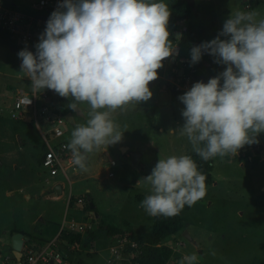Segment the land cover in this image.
Listing matches in <instances>:
<instances>
[{
  "label": "clouds",
  "instance_id": "1",
  "mask_svg": "<svg viewBox=\"0 0 264 264\" xmlns=\"http://www.w3.org/2000/svg\"><path fill=\"white\" fill-rule=\"evenodd\" d=\"M170 14L163 0H62L35 53L18 52L19 73L27 75L34 93L48 89L71 98L67 107L73 112L80 102L90 106L89 118L74 127L65 145L82 172L89 170L94 149L122 140L125 131L112 113L152 97L149 83L157 79L161 62L176 53L167 30ZM258 16L256 10L230 13L216 38L190 50L192 64L207 54L224 66L178 97L184 123L175 132L204 161L235 156L264 133V18ZM205 180L190 155L158 159L137 182L149 192L139 207L150 217H174L205 196ZM197 259L193 253L178 264Z\"/></svg>",
  "mask_w": 264,
  "mask_h": 264
},
{
  "label": "rangeland",
  "instance_id": "2",
  "mask_svg": "<svg viewBox=\"0 0 264 264\" xmlns=\"http://www.w3.org/2000/svg\"><path fill=\"white\" fill-rule=\"evenodd\" d=\"M163 2L169 6L167 0ZM193 6L203 24L211 23L220 29L230 13L237 10H256L257 19L264 18V0H193ZM182 27V21L167 25L176 53L161 62L157 79L149 83L152 97L147 102L132 101L124 105L123 110L112 113L120 130L125 132L119 143L104 147L103 155L90 154L89 170L85 174L98 171L99 175L91 178H87L90 174L83 175L88 184L84 188L85 183L76 182L72 176L74 170L81 172L78 166L72 164L67 168L73 201L78 195L89 196L95 211L101 213L99 219L109 225L120 226L124 220L131 230L150 231L152 217L139 207L149 192L145 186H137L135 180L149 175L158 159L193 152L187 138L175 132L184 123L181 115L184 105L178 97L194 83L207 82L189 76L199 69L190 63V52L177 44L176 33ZM15 69L20 74L14 51L0 42V258L6 255L10 261L9 230L49 238L71 215L67 179L61 170L56 176L50 175L39 162L44 151L42 135L49 136L52 121L21 122L10 116L13 99L4 91L8 78L3 74ZM23 83L21 90L29 93L31 87L25 79ZM175 84L183 90H175ZM17 90L20 88L15 87L11 96ZM90 110L87 102H81L82 124L89 118ZM59 128L64 136L74 129L66 121ZM256 139L258 143L252 144L251 149L244 145L245 149H238L235 156L211 158L212 182L206 186L205 196L182 213V228L163 241L171 248L175 242L181 245L178 262L195 253L203 264H264V140L260 135ZM119 144L127 146V150L122 152ZM133 150L138 152L134 163L128 155V151ZM111 160L114 165H110ZM108 172L112 176L103 179ZM44 178L63 184L60 199L51 197L54 190ZM7 190L10 194H6ZM81 205L83 203H77L76 207ZM87 218L91 223L92 216ZM32 238L34 244H40L41 240L36 242ZM93 257L96 264H102L100 257Z\"/></svg>",
  "mask_w": 264,
  "mask_h": 264
},
{
  "label": "crops",
  "instance_id": "3",
  "mask_svg": "<svg viewBox=\"0 0 264 264\" xmlns=\"http://www.w3.org/2000/svg\"><path fill=\"white\" fill-rule=\"evenodd\" d=\"M30 3L31 2H26L24 0H6L5 3H4V5L7 6V7H9V8H11V9H13V10L19 11L21 13L30 14V13H32V10L30 9ZM195 11H196V14H197V9L196 8H195ZM197 16H198V14H197ZM199 21H200V19H199ZM207 26L213 27V28H215L218 31H221L222 30V29L216 27L214 24H211V23L210 24H207ZM1 33H7V34H9L8 32H1ZM9 35L12 38L11 34H9ZM223 38H225V37H223ZM12 39H14V38H12ZM14 41L17 44H20L15 39H14ZM0 42L5 43L3 41H0ZM5 44H7V43H5ZM20 45L23 46L24 44H20ZM25 49H27V48H25ZM27 50L30 51V48L27 49ZM14 53H15V62L17 63L18 68H20L21 60L18 58V55H17L18 53H16L15 51H14ZM17 73H18V71L15 69V71H13L12 73L11 72H7V73L3 74L5 77L8 78L7 81H6L7 83L4 86V91H7V93H9L8 94L9 95V99L10 98L13 99L12 97H14V95L11 96L12 95L11 92H12L13 89H15V87H19L20 88V90H17V91H23V90H21L22 89L21 86L24 87V83H23V80L24 79L27 81V84L30 87V83L31 82L28 80L27 75L26 74H22V73H20V74H17ZM30 90H31V88H30ZM54 94H55V97H57L58 100H56L55 103H53V109L51 111L52 114H54L53 111L54 110H58L59 107H64V108L67 109L66 112H70V114H71V117H72V121L73 122L70 125L72 126V128H74L77 124H82L80 122V121H82V117H83L82 116V113L80 112L81 102L78 104V107H77L76 111L73 112V111L69 110L68 107H67V105L71 102V98H63V97H60L57 93H55V91H54ZM38 101H39V104L40 105H44V104H47V103L50 102L48 98H44V99L39 98ZM56 103H58V108L57 109H55V104ZM10 105L12 107V103ZM113 113H116V111L113 112ZM10 114H11V111H10ZM58 116H60V115H58ZM17 119H19L21 122L22 121L23 122H29V121H32V120L35 121V122H37L38 119L45 120L43 115L33 114L28 109H23ZM70 135H71V133H67V135L64 136V132H63L62 140H64L65 142L68 143L69 142L68 137ZM42 137H43V144H44V151H45L46 150V144H45V140L44 139L47 138V139H51L52 140V138H51V131L49 133V136H46V135L43 134ZM104 147H106V146H101V147H99L97 149H94V151L92 153H90V154H93V157H94V154L95 153H99V154L103 155L102 151L104 150ZM121 147H124V148H122L124 151L121 150L122 152H125L127 150V148H128L127 146H122L121 144H119V148L120 149H121ZM246 148L247 149H251L252 146L251 145H248ZM244 149L245 148L243 147L241 150H244ZM44 151L40 155L41 156V160H42ZM90 154H89V156H90ZM250 157H251V155H250ZM89 158L90 157H88V160H89ZM41 160L39 161L40 162V166H41ZM87 166H89L88 165V161H87ZM67 170H65V174H63V176L68 181V200H69L70 197L72 198V196L70 195V191H71V185H70V183H71V181H70V179L68 177ZM262 171H264V170H262ZM89 174H85V172H82V171L80 173H77L74 170L73 173H72V176H74L76 182H78V183L79 182L85 183V181H86L87 178H91V177H95V176H98L99 175L98 171L96 172V174L95 173H92L90 175ZM39 175L40 174L38 173V176ZM56 175H58V173H56V174H54L52 176H56ZM83 175H89V176L86 178L85 176L83 177ZM111 176H108V174H107V175H104L102 178L105 179L106 177H111ZM44 181H45V183H49L51 185V188H53V190H54V193L51 194V197L54 198V199H60L61 196H62V192H63V184L61 182L55 180V179L48 180L47 178H44ZM137 182H138V180H135V183L136 184H137ZM54 185H59V187H60V192L59 193H57L55 191ZM83 185H84V188H86L88 186L87 183H85ZM85 190L88 191V189H85ZM8 193L10 194V191L9 190H7L6 194H8ZM77 198H82V200H83V197L81 195H78L74 199L73 204L70 206L71 207L70 208V212H68V213H71V215L69 217L70 219L67 220V221H74V222H76L78 224L79 223L80 224H85L87 226L83 231L71 232V233L79 234V241H78V243H76V244H68L65 241H60L59 240L58 235H59L60 231L61 230H65L63 228V225H64L63 222H65V219L62 221V224L57 228V230L54 233L51 234V236L49 238H47V237L44 238L43 236H41V234L31 235V234L26 233V235H29V236L34 237L36 242L38 240H41V242H40L41 247L43 245H46L48 243H51L52 246H53V248L55 250L59 251L61 253V255L68 262H70L71 264H96V262H95L96 259L93 257V255L94 256H97V257H100L102 264H127L126 262L129 259L127 257H125V255L123 253H118V255H119L118 257H114V255L111 256L110 253H109V247L115 243L116 238L121 237V236H124V235L127 236L128 233H131V231H136V230L129 229L128 228V224H126V222L124 220H122L123 222H122V224H120V226L109 225V224L103 222V220H100L99 219L101 213L100 212L99 213L96 212L95 211V207L93 209H90L89 208V210H85V208H84V200L82 202H77L76 201ZM77 203H80V204L83 203V206L81 205L79 208H77L76 207V204ZM87 205H88V203H87ZM93 205H94V203H93ZM68 206H69V204H68ZM90 216H92L91 223H90V220H88V218H87V217H90ZM100 223H104L105 225H109L111 227H114V228H116L118 230H121L124 233L123 234H108V233H106V231H105L104 228L100 227ZM11 230L13 231V230H16V229H11ZM11 230L8 231V233H9V235H8L9 236V239H10V235H11L10 234L11 233ZM16 232H21V231L20 230H16ZM141 233H144V232H141ZM32 237H31V239H33ZM3 239H5V235H4V238ZM163 241H162V243H163ZM165 245H169L170 246V244H165ZM24 247H25V244H24ZM178 250H179L178 248H176L175 250H173V254L176 253V254L179 255ZM11 255H13V254H11ZM4 257H3V259H4ZM3 259L0 258V264H16V262L14 263L13 261H10V259H8V261H4ZM108 260H110V262H108ZM197 260L202 263V260H201L200 257H198ZM22 263H23V257H22V251H21L20 264H22ZM170 263H173V259L170 260Z\"/></svg>",
  "mask_w": 264,
  "mask_h": 264
},
{
  "label": "built area",
  "instance_id": "4",
  "mask_svg": "<svg viewBox=\"0 0 264 264\" xmlns=\"http://www.w3.org/2000/svg\"><path fill=\"white\" fill-rule=\"evenodd\" d=\"M6 0H0V31L8 32L20 44H29L30 51L35 53V45L39 42V37L43 33L46 22L51 13L57 10V7L62 0H34L30 3L32 13L24 14L13 10L4 5ZM175 90H183L180 85H174ZM47 89L41 93H26L17 91L12 100L11 117L18 118L23 109L30 110L33 114L43 115L45 121H52L51 124V139L45 138L46 150L43 153L41 166L45 168L50 175H54L58 170L65 174V170L72 165L71 154L65 148L67 142L62 140L63 131L59 125L65 122L63 116L53 115V104L47 103L40 105L39 98H47ZM31 103L29 104V101ZM110 165H114V161H110ZM112 173L109 172L108 176ZM77 202H82V198H77ZM87 226L78 224L74 221H65L63 228L69 232L83 231ZM178 246V247H176ZM181 249V245L175 242L174 247ZM134 240L129 239L126 235L116 238L115 243L109 247L111 256L118 257V253H123L127 260V264L138 258L139 251ZM23 264H71L68 262L59 251L55 250L51 243L43 245L37 251L25 249L22 251ZM8 257H4V261H8ZM110 262V260H108Z\"/></svg>",
  "mask_w": 264,
  "mask_h": 264
},
{
  "label": "trees",
  "instance_id": "5",
  "mask_svg": "<svg viewBox=\"0 0 264 264\" xmlns=\"http://www.w3.org/2000/svg\"><path fill=\"white\" fill-rule=\"evenodd\" d=\"M167 1L169 3L168 8L171 13L168 23L170 24L176 21L183 22V27L180 30V35L177 40V44L180 48L186 49L190 52L193 46H198L202 42H209L212 39L216 38L220 31L216 30L213 27L202 24L199 21L196 12L192 11V7L189 5L188 0ZM0 41L7 43L16 53L25 49L22 45L17 44L14 39H12L7 33L0 32ZM189 61L190 63H192L191 58L189 59ZM194 66H198L199 70H195V73H191L189 76L190 78L194 77L196 81L202 80L208 82L210 78H214L222 71H224V66L221 64L214 63V58L207 54H204L199 63L194 64ZM199 75H202V78L200 80L198 78ZM46 97L49 99L50 104H53L56 100H58L57 97H55V94H52L51 90L48 89ZM66 111V108L59 107V109L54 110L53 113L56 115L63 116ZM259 135L264 140V133H261ZM189 155L197 164L198 170L206 176L205 185L207 186L212 182L211 159L204 161L194 152H191ZM83 200L85 210H89V207L84 197ZM200 200H198L197 202H199ZM68 204L69 206L73 204V198L70 197ZM192 206L185 205L183 210L174 217H152L151 229L148 232L141 233L138 231H131V233H128L127 237L131 240H134L137 244V249L134 251H139L138 258L136 260H132L131 263L178 264L177 261L179 255L176 253L173 254L171 246L163 244L162 241L167 237L172 236L174 233H176L182 228V213L189 210ZM100 227L104 228L106 233L108 234L124 233L121 230H118L109 225H105L104 223H100ZM14 232H16V230L11 231L10 234ZM58 238L60 241H65L68 244H76L79 241V234L71 233L66 230H61L58 235ZM40 247L41 244H34L31 239V236H29V240L25 243V247H23L22 251L27 248L37 251ZM11 259L14 263L16 262L12 255ZM171 259H173V263H170ZM196 264L203 263L197 260Z\"/></svg>",
  "mask_w": 264,
  "mask_h": 264
},
{
  "label": "water",
  "instance_id": "6",
  "mask_svg": "<svg viewBox=\"0 0 264 264\" xmlns=\"http://www.w3.org/2000/svg\"><path fill=\"white\" fill-rule=\"evenodd\" d=\"M188 3L189 5L192 7V11L194 12L195 11V8L193 7V0H188ZM178 34V35H177ZM180 35V32H177L176 33V36H179ZM225 39V38H223ZM24 48H27L29 49L30 48V45L29 44H24L23 45ZM199 79L202 78V75H199L198 76ZM52 94L54 93L53 90H51ZM58 108V103L55 104V109ZM54 115V114H53ZM63 118L65 119V121L69 124H72V117H71V114L70 112H66L63 116ZM122 148L124 147H121V150H123ZM124 151V150H123ZM128 155L130 156V160L131 162H136L137 159H138V152L136 150H133V151H128ZM233 155H231L232 157ZM54 189L57 193L60 192V187L59 185H54ZM86 201L88 203V206L90 209H93L94 208V205L90 199L89 196H86ZM96 215V214H95ZM29 240V236L22 233V232H14L10 235V247L12 249V254L17 262V264H20V259H21V251L24 247V244ZM50 264H51V261H50Z\"/></svg>",
  "mask_w": 264,
  "mask_h": 264
}]
</instances>
